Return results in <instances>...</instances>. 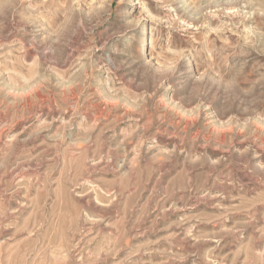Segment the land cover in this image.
Masks as SVG:
<instances>
[{
	"label": "rangeland",
	"instance_id": "rangeland-1",
	"mask_svg": "<svg viewBox=\"0 0 264 264\" xmlns=\"http://www.w3.org/2000/svg\"><path fill=\"white\" fill-rule=\"evenodd\" d=\"M0 264H264V0H0Z\"/></svg>",
	"mask_w": 264,
	"mask_h": 264
}]
</instances>
